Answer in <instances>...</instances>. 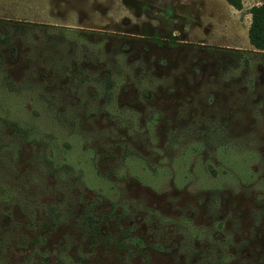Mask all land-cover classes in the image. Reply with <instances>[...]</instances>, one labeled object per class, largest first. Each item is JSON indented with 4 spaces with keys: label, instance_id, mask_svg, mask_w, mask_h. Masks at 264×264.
<instances>
[{
    "label": "rangeland",
    "instance_id": "obj_1",
    "mask_svg": "<svg viewBox=\"0 0 264 264\" xmlns=\"http://www.w3.org/2000/svg\"><path fill=\"white\" fill-rule=\"evenodd\" d=\"M0 20V264H264V0Z\"/></svg>",
    "mask_w": 264,
    "mask_h": 264
},
{
    "label": "trees",
    "instance_id": "obj_2",
    "mask_svg": "<svg viewBox=\"0 0 264 264\" xmlns=\"http://www.w3.org/2000/svg\"><path fill=\"white\" fill-rule=\"evenodd\" d=\"M0 25H26V23L25 24H15V22H13V23H11V22H6V21H1L0 20ZM30 25V24H29ZM28 28L27 29H34V27H35V31H38V32H40V35L41 36H45L43 33H44V31L43 30H45L48 34H47V39L48 40H50V39H57L58 37L54 34V30H48V29H43V30H41L40 28H37L36 26H27ZM23 29H26V28H23ZM8 32H9V30H8V28H3V31L2 32H0V44H6V43H8V40H9V37H8ZM60 32H62V31H60ZM51 42H52V40H51ZM252 43L255 45V47L258 49L259 48V50H264V43H260L259 41H257V40H255L254 38L252 39ZM129 238H127L126 237V240H128ZM137 241V243L138 244H140V245H143V243L141 244V241H139V240H136ZM127 243V241H125V244ZM34 252H36L35 253V255H38V256H40V255H42V253H40L38 250L36 251V250H34L33 251V253ZM45 254V253H44ZM33 258H31V257H29L28 259H27V263L26 264H29L30 263V261L32 260Z\"/></svg>",
    "mask_w": 264,
    "mask_h": 264
}]
</instances>
